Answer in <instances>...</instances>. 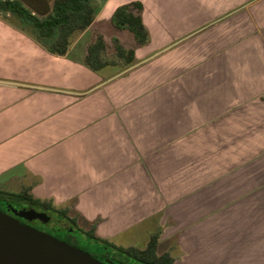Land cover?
<instances>
[{
    "label": "crops",
    "instance_id": "1",
    "mask_svg": "<svg viewBox=\"0 0 264 264\" xmlns=\"http://www.w3.org/2000/svg\"><path fill=\"white\" fill-rule=\"evenodd\" d=\"M130 1L103 0L96 18ZM139 1L152 35L137 58L244 6L253 34L235 46L225 34L201 60H174L144 90L123 74L79 95L28 85L85 92L101 83L78 82L81 36L56 56L0 19V79L28 84L0 82V189L19 183L55 205L72 202L112 243L153 220L158 246L173 240L164 251L173 264H264V0ZM216 116L218 144L196 128Z\"/></svg>",
    "mask_w": 264,
    "mask_h": 264
},
{
    "label": "trees",
    "instance_id": "2",
    "mask_svg": "<svg viewBox=\"0 0 264 264\" xmlns=\"http://www.w3.org/2000/svg\"><path fill=\"white\" fill-rule=\"evenodd\" d=\"M26 1L31 8L24 3ZM0 0V14L11 17L5 20L16 28L29 34L39 45L52 55H67L72 37L86 30L96 16V0ZM143 3L139 0L124 3L115 8L111 23L117 29H127L134 36L138 46H145L150 41V32L143 20ZM113 51L123 67L137 61L134 48H125L118 39L114 40ZM107 44L102 35L87 46L84 63L94 71L109 64H117L116 59H106L104 53ZM46 207L65 219L71 227L81 229L74 218L68 215L67 208L57 207L52 200L41 199L33 195L30 187L17 192L0 189V206ZM1 208V207H0ZM51 221V218H50ZM89 238L99 243L94 251H89L79 244L77 247L89 252L92 256L110 259L113 264H132L131 260L143 264H173L174 258L169 252H157L160 230L153 232L145 247L116 245L95 234L94 228L81 229ZM76 246V245H75Z\"/></svg>",
    "mask_w": 264,
    "mask_h": 264
},
{
    "label": "rangeland",
    "instance_id": "3",
    "mask_svg": "<svg viewBox=\"0 0 264 264\" xmlns=\"http://www.w3.org/2000/svg\"><path fill=\"white\" fill-rule=\"evenodd\" d=\"M31 1L36 2L37 0H31ZM46 1L48 2V0ZM24 3L27 7L31 8L30 5L26 1H24ZM95 4H96L95 6H96V16H97L102 11L103 0H96ZM245 7L246 6L243 7V10H241L242 8H240L237 10L238 12L237 11H235L236 13L234 12V14H236V17L233 20H225L227 18H224L220 20L219 22H216L213 24H210V22L214 20H205L206 21L205 23H203V21L197 23L193 28H191L185 34L191 31H194L204 25H207V26L203 28L202 30L198 31L196 34L187 38L180 44L172 47L170 50L160 54L159 56L149 61H146L138 65L137 67H135V69H132V71L131 70L128 71L129 73H125L124 75H126V77L128 76L129 77L126 78L124 81L135 80L137 82L136 91L140 90V88L144 90L147 86L151 84V82L156 80V78L152 79V77L155 76L156 74L155 72L157 70L165 71L162 74V76L159 75L158 78L160 80L164 76L168 77V74L172 72L170 71V69H167V68L169 67L168 65L172 64L174 60L176 59L182 58L184 56L190 57L191 55H193V57L196 58V60H201L202 58H204V55H206L207 53H210V51L215 48V43L218 42V39L222 38L223 35L225 34L231 35L230 36L231 38H229L228 40L230 42L233 40L234 46L235 44L239 42V40L237 39L238 37L243 38L244 35L252 36L253 34L252 25H251L252 21L246 20V13L244 12ZM96 16H95V20H99V21L96 23L94 27L90 28L87 31L78 32L73 35L72 37L73 44L77 40V38L81 36L80 41L76 42V44L74 45V48L76 51L84 50L85 47H87V45L96 38L98 33H101L107 44V49L104 53L106 59H111V60L116 59L117 64L116 63L109 64L98 71H94L91 68H89L87 65H85V63L82 62L81 63L82 64L81 73L83 76L78 80V82L82 83L83 87H86L87 85H91L92 83L95 84L97 82L104 81L116 75L117 73L121 72L123 69L126 68V67L125 68L123 67V63H121L118 60V58L116 57L113 51V46L115 43L114 40L117 39V37L120 43L125 48H134L136 50L137 48L141 47L135 43L134 36L127 29H117L112 25L111 16L108 17L104 15L103 18H100V19L96 18ZM10 18L11 17L9 16L6 17L4 14H0V19L2 20H11L12 18L11 19ZM155 21L159 23L160 22L165 23L169 20H155ZM171 21L177 22L178 20H171ZM153 22L154 20H147L148 25L149 23L153 24ZM151 35L152 34H150V39H151ZM183 35H180V36H183ZM174 40L166 42V45L172 43ZM224 42L226 41L224 40ZM210 48L212 49L210 50ZM153 52L150 51V53L147 54L145 51H142L140 56L137 58L136 62L148 57ZM68 56L69 58H71L70 55ZM168 71L170 72L168 73ZM131 74H136L137 76L136 79H133L134 76H132ZM130 75L132 76V79ZM113 87H117V85H114ZM64 90H68V89L65 88ZM214 92H216V90H214ZM243 107L245 106L243 105L240 107V109L238 110L239 113H243V111H245ZM210 118L208 121H206V123L201 124L200 126H197L196 128H201L205 130L207 129L209 131L207 132V134L209 135V137L207 136V138L215 141L218 144V116L210 117ZM24 187H27V186L18 183V184L12 185L11 188L7 189L4 187V189H6L7 191L11 190V191L17 192V191H20ZM56 206L59 208H67L68 215L71 218H74L76 220L79 227L85 230L88 229L89 226L87 222L83 220H79L78 216L75 214L72 202H69L66 204H58ZM17 207H20V206L17 205L16 208ZM33 208H35L36 210L41 209L39 206H34ZM49 212L51 214V223L58 224V225H68L70 228L73 229L75 236L78 240V243L81 247H84L85 249L89 251H94L97 247H99V243L89 238L86 234H84L81 231V229L77 228L76 226L71 227V225H69L68 222L65 219H63L61 216H59L56 212H53V213L51 211ZM153 230H154L153 220H148L140 225H137L131 228L130 230L124 232L123 234L116 235L115 237L111 239L116 245H121V246L132 245V246L143 248L146 246L150 238V234L152 233ZM172 243H173V240H168L166 242L159 244L157 252L163 253L167 249V246L171 245ZM131 262L132 264H143V263H140L134 260H131Z\"/></svg>",
    "mask_w": 264,
    "mask_h": 264
},
{
    "label": "water",
    "instance_id": "4",
    "mask_svg": "<svg viewBox=\"0 0 264 264\" xmlns=\"http://www.w3.org/2000/svg\"><path fill=\"white\" fill-rule=\"evenodd\" d=\"M200 28L174 42L154 52L148 57L133 63L126 67L116 75L102 81L85 92H72L63 89L47 88L43 86H34L22 84L19 82H12L1 80V83L28 85L39 89H51L55 91L72 93V94H86L95 88L106 84L116 77L127 73L138 65L149 61L161 53L181 43L185 39L191 37ZM14 212L18 213L27 219H40L44 222L50 220V212L38 211L33 207L13 208ZM0 264H113L110 259H98L92 256L89 252L71 245L70 243L57 238L47 232L31 227L20 222L15 217L0 210Z\"/></svg>",
    "mask_w": 264,
    "mask_h": 264
},
{
    "label": "flooded vegetation",
    "instance_id": "5",
    "mask_svg": "<svg viewBox=\"0 0 264 264\" xmlns=\"http://www.w3.org/2000/svg\"><path fill=\"white\" fill-rule=\"evenodd\" d=\"M0 207H1L0 208L1 211L8 213L9 215L15 217L16 219H18L20 222L24 224H27L31 227L47 232L53 236H56L57 238L70 243L71 245L78 246L79 244L73 229L70 228L68 225L53 224L51 223L50 220L44 222L40 219H27L23 216H20L18 213L14 212L12 209L16 208V206H12L9 204L5 205V207L3 206H0ZM19 208L20 207H17V209ZM38 211L49 212V210L46 207H41V209ZM103 259H106V258H103Z\"/></svg>",
    "mask_w": 264,
    "mask_h": 264
}]
</instances>
